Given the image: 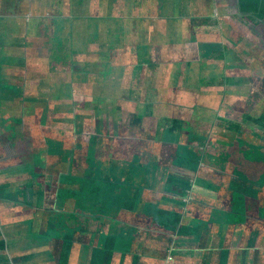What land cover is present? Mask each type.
I'll return each instance as SVG.
<instances>
[{"label": "crops", "instance_id": "crops-1", "mask_svg": "<svg viewBox=\"0 0 264 264\" xmlns=\"http://www.w3.org/2000/svg\"><path fill=\"white\" fill-rule=\"evenodd\" d=\"M163 1H166V3L172 2L171 0H0V28L5 26L6 30L10 31L11 37L13 36L12 32L19 31L27 32L29 35L24 37L25 42H22V40L19 42L15 38L11 54L6 55L2 63L0 59L2 72L4 70L3 76H13L10 79L11 81L18 82L20 80V83H23L24 75L29 74L30 77L26 79V86H32L34 82L37 85L38 82V87H43L41 83H44L43 79L47 81L49 72L43 74L31 70V64L35 60H40L44 65H47L46 69L48 71L49 67H55V65L58 69H61L64 62L69 63L70 68L72 60H76V63L73 62L75 63L73 67L76 68H73L76 72H72L74 74L73 79L67 80L63 87L56 85L59 94L57 99L65 98L68 95L70 97L73 93H76L75 98L85 97L89 101L109 99L112 107L119 110L124 108L129 112L130 117L124 119L123 128L120 127L116 130L111 125H106L105 121L102 123V120L99 119H95V123H91L89 117L82 118L81 112L76 109L75 114H77V117L74 122L76 136L74 140L78 141L77 139H79L84 148L91 149L90 163L102 164H97L95 171L96 173L100 172L103 178L131 183L133 180L138 182L139 189L143 188L139 190V211L141 207L143 210L147 208L148 197L160 199L165 194L161 182L150 183L151 179L156 178L155 175L158 176V172L149 169L147 164L149 155L152 157L150 162L159 165V150L166 141L167 131L172 130V128H174V132L170 141L190 143L207 151L212 146H224L225 144L227 148L231 144L235 153H241L244 145L252 144L255 150H252L253 154L258 156L260 153L259 148L264 147V120L251 118L244 114L239 122H236V119L233 121L230 117L231 114L234 115L233 110L231 113L219 110L212 114L213 120H209L210 124L207 127L209 133L212 131L210 137L193 132L198 131L197 127L200 126L196 120L191 121L189 116L196 113L202 114L213 107H204L207 104L198 101L200 94L205 98L209 97V100H213L216 95H220L224 100V98L227 99L235 95V90L229 88L232 87L230 85H233V83L237 85V83H241L240 81H244L243 75L236 74L238 70L245 68L244 63L233 61L238 60L236 56L242 57L245 51L243 49L239 50L240 44L238 45L237 42L232 44L229 40L227 43V40L222 39L225 31L222 32V30L212 27V25L217 26L224 22L225 17H229L228 14H230V12L227 13L228 10L226 12L213 11V6L208 5L214 2L213 0H196L199 3L195 5H191V3L193 4L192 0H174L177 3L181 1V7L184 9L177 10V12L176 10L164 11ZM220 1L221 3L224 2ZM186 7H189V11L186 10ZM223 8H228V6H223ZM234 8L237 9L238 16L243 17L241 7L238 5ZM216 16L217 18H215ZM205 18H208L209 21H201L202 23H197L195 27H191L192 19L201 20ZM19 19L26 20V27L22 24L18 25L20 24ZM72 36L75 37L76 42H73ZM132 36H136L138 40L133 42L129 39ZM48 37L50 38L48 39ZM38 42H42L41 55L35 50V47L39 45ZM105 47L107 51H100L106 50ZM25 50L29 52V55L27 52L23 54L24 56H21L19 51L24 52ZM220 51H223L224 54L219 53ZM54 53L56 57L52 56ZM64 54H67V59H61ZM12 56L16 57L15 60H19L14 61L13 64H19L23 67H17L18 70L16 69V72L21 75L20 77H16V74L11 73V70H9L14 65L10 66L7 58ZM84 63H90L92 66L99 63L100 66H105L106 69L96 70L95 73H92V78L87 80L84 79L83 71L78 68L79 65ZM221 63H223L222 69L219 71L211 70L219 65L222 66ZM182 66L186 68L185 75H183V72H180V74L178 72L179 67ZM197 66L199 67L198 70ZM163 67L171 68L167 72L162 69ZM111 69L116 70L115 73ZM157 69L167 72L163 77V87H154L157 91L160 89L166 91V94H163L164 97L159 96L158 99L149 91H146V87L143 86L149 70L153 72ZM110 71L113 76L117 77L114 87L119 85L120 93L118 95L112 92L110 95L109 89L106 88L107 86L103 82L108 78L107 75H110ZM157 72L159 73V71ZM39 73L42 75V82L37 80ZM180 75L184 76L181 79L183 80L181 81L183 86H188L175 88L173 83L180 79ZM69 82L71 83L69 92L72 90V93H62L61 91L68 90L66 85ZM177 83L176 86H179ZM93 85L96 87L93 88ZM56 86L50 87V90L55 89ZM169 92L175 99L174 107L171 109V114H167L169 118H163L159 123L158 119L155 118V105H157V102L161 103V101H163L161 104L167 105ZM127 98H132L133 101H128ZM118 99L121 104L116 103ZM45 104L49 107L48 111H55V109L51 111L53 110L51 101H46ZM225 105L226 102L223 106ZM199 106L204 109H199ZM233 108L228 106V109ZM92 112L94 114V111ZM131 116L133 119L135 116L140 117L139 126L130 121L132 120ZM249 120L256 123L248 122ZM61 121L64 120L59 119L58 123ZM174 121H179V124L176 125ZM88 130L91 133H97L95 140L98 139L99 133L104 138H100L99 142L91 139L86 143L79 135ZM181 131L183 133L186 131V135H182L183 138L180 137ZM58 132L60 134L59 129ZM116 135L120 136L122 140L115 138ZM208 139H214L215 145ZM67 140L69 139L67 138ZM155 145L158 146V150L152 152L151 147ZM84 148H81L79 152L81 155L78 161L79 164H86L87 156L83 157L82 152ZM226 148L215 158H206L200 172L183 170L184 174L191 176L193 179L191 194L198 197L197 203L200 202V204H197L193 199L196 198L195 196L184 200L185 206L181 207V219L183 220L179 222V224L183 222V226H186L184 235L173 234L170 238L161 236L159 227L163 226V222H158L161 226L156 228V233L151 237H147L140 246L142 248L137 251L140 258L138 263L264 264V228L260 234L258 231L264 222L248 219L242 220L240 223H234L227 215V193L230 190V181L234 180L233 178L236 179V176L229 170L231 156L224 158V154L228 153ZM228 149L231 153L232 149ZM136 152L139 154L137 161L134 159ZM241 156L236 155V160H241ZM157 157L158 159L155 160ZM130 158H133V162L129 161ZM243 158L246 161L244 156ZM263 159L264 157L260 155V158L256 160L258 162L263 161ZM135 162H138V164ZM133 163L137 165L136 170L131 167ZM90 165L85 166L92 173V166L94 165ZM173 170L176 172L181 171L177 167ZM255 189L256 187L251 192ZM257 191L258 189H256ZM115 192L116 195L120 194V191ZM128 195L134 196L131 192H128ZM93 201L96 202H92L96 206V204L99 205L100 202H103V198H94ZM161 202L156 201L153 204H161L162 208L167 207L166 203ZM76 203L82 204L84 201L82 198L76 200L74 207H70L71 210H77ZM44 204L51 207L55 206V203L54 205L48 202ZM252 204H255V210L259 211L258 204L254 202ZM252 204H249L251 206L249 208H247V204L248 211H253ZM65 206H61L62 211L67 208ZM93 208L94 205L91 209ZM262 208L260 206V210ZM21 210L22 208L18 203L2 201L0 203V229L2 230L3 225L6 224L13 225L20 223V220L23 222L28 217L31 221V215L27 214L22 217L17 213ZM127 217L130 218V216ZM54 220L58 219L55 218ZM99 221L102 223V220L99 219ZM35 222L36 219L34 224ZM119 222L122 221H117L114 224L109 222L108 225L110 227H122ZM144 222L145 220H141L140 225L142 223V225H145L146 222ZM197 227H200L201 231L207 232L211 229L209 236L203 238L206 242L204 246L197 244L198 235L193 233V230ZM1 233L4 234L3 231ZM255 233L257 235L254 236ZM91 240L93 239L90 238L89 241ZM37 241L39 240L36 237L33 243ZM96 241L98 243L99 238L96 237V240L93 241L94 245ZM77 247H81L80 249L83 252L81 245H75L71 257L73 259L83 257L82 252H75ZM131 260L132 258L128 256L125 264H132Z\"/></svg>", "mask_w": 264, "mask_h": 264}, {"label": "trees", "instance_id": "trees-1", "mask_svg": "<svg viewBox=\"0 0 264 264\" xmlns=\"http://www.w3.org/2000/svg\"><path fill=\"white\" fill-rule=\"evenodd\" d=\"M171 1L168 3L163 1L164 11L176 10L177 12V10L183 9L181 1H178V3L174 0ZM192 2L193 4L191 3V5L199 3L196 0H192ZM232 3L241 7V13L255 29L263 27V32L259 34V37L264 44V0H224L222 6L229 7ZM186 10L189 11V7ZM201 21L208 22L209 19H192L191 27H195V24H200ZM72 37L73 42H76L75 37ZM219 53L224 54L223 51ZM52 56L56 57V54L54 53ZM66 56L67 54H64L61 59H67ZM15 58V56L7 58L10 66L14 65L12 67L17 65L13 64L14 61H19L18 59L15 60ZM3 60L5 59H1V63ZM72 61L75 62L76 60ZM3 73L4 70L2 72L1 66L0 164H4L6 167L3 168L5 170H0V203L2 201L18 203L22 208L20 212H17L19 215L22 217L27 214L32 216L31 221L30 217H28L23 222L28 224L30 231L35 237H40L41 240L46 241L45 251L49 256L45 261L46 263L70 264V261L74 260L71 258L74 246L80 244L83 249V257L80 259L82 262L79 264H125L128 256L132 258V264H141L138 263L140 258L137 251L142 248L140 246H142L145 237L156 233V228L161 226L158 222H163V226L159 227L160 230L158 229L161 236L170 238L173 234L184 235L186 226H183V222L179 224L183 220L181 219V207L185 206L184 200L195 195L191 194L193 179L183 172L185 170L195 173L200 172L206 158L213 159L216 155H220L219 153L226 148L225 144L224 146H212L207 151L190 143L172 142L170 140L173 138L171 135L174 132V128L167 131L166 141L159 150V165L150 162L152 157L149 155L147 164L149 169L158 172V176L155 175L156 178L150 181L153 184L161 182L164 186L165 194L160 198L161 200L148 197L147 208L143 210L141 207L142 210L140 209L139 211V190L143 188L139 189L138 186H134L133 183L127 181L109 180L108 178H103L100 172L96 173L97 164H102L90 163V148L85 147L82 149L83 157L87 156L86 164L83 165L84 167L85 165H94L92 166L93 171L91 173L90 169H88L80 172L77 166L79 165L80 153H75L76 148L73 143L63 137V134H59L58 129L57 131L56 129L51 131L48 136H45L47 138L45 144L41 142L40 138L36 137V133H32L36 125H33L32 129L29 128L31 134L27 133V123H35V120L37 125L43 123L47 110L46 101L41 102L39 101L40 98H38L34 106H31L30 101H34V99H26L24 97L21 91L22 88H19L21 86L20 80L13 82L10 79H6ZM5 88L9 90L5 91L6 93L2 91ZM9 101L14 106L19 101L21 104H26L30 113L25 114L24 107L21 105L18 106L19 108H14V106L11 109L4 108L7 103H10ZM59 119H63V117L52 114L53 124L57 123ZM133 120V124L139 126L140 117L135 116ZM19 121H22V123H19ZM174 123L177 125L179 121H174ZM7 132H11L12 136H6L5 133ZM181 132L180 137L183 138L182 135H186V131L184 133ZM23 141L30 143V149L27 150L25 148L21 153L14 150L16 145ZM58 141H62V145L57 144ZM228 148L232 149L231 153ZM226 149L228 153L224 154V158L231 156L229 170L236 176V179L233 178L234 180L230 181V190L227 193L228 217L234 223H240L242 220L248 219L264 222V159L258 162L256 160L260 158V155L264 157V147L259 148L260 153L258 156L253 154L255 150L252 144L244 145L241 153H235L231 144ZM96 151L98 152L97 149ZM135 154H133L135 156L134 159L137 161L139 154L138 152ZM236 155H242L241 160H236ZM243 156L246 161H244ZM131 167L133 170L137 169L135 163L131 164ZM175 167L181 169V171H174L173 168ZM255 172L257 174L254 175ZM255 187L258 191L256 192L255 189V191L251 192ZM112 191H120V194L116 195V192ZM128 192H131L134 196H129ZM48 195L52 196V202L47 199ZM99 197L103 198V202L95 206L92 203L95 202L93 199H99ZM195 197L197 199H193L197 203L198 197ZM79 198H82L84 203H76L77 210H71L70 207H74V202L79 200ZM156 201L158 203L160 201H162L161 203H166L167 207L162 208L161 204H153ZM45 202L53 205L55 203L56 207L46 206ZM252 202L258 204L259 211L255 210V204L253 205ZM197 204H200V202ZM247 204V208L251 207L249 204H252L253 211L247 210ZM63 205H66L65 207L67 208L62 211L61 206ZM92 205H94L93 209L95 211L91 209ZM260 206L263 207L261 210ZM120 214L130 216L129 219L124 220L122 227L117 229L116 227L105 228L107 227L106 223H117L116 219ZM55 218L58 220H54ZM122 218L125 217H119L118 220L122 221ZM35 219L36 222L34 224ZM99 219L102 220V223H100ZM141 220H146L144 229H140L137 225ZM130 222L133 224L130 225ZM93 224L97 226L91 230ZM263 228L264 224H261V228L258 229L259 234ZM210 230L208 232L201 231L200 227L193 230V233L198 235L197 244L199 246L206 244L203 238L209 236ZM96 237L97 239L99 238V242H94V245L93 241L96 240ZM90 238L93 240L89 241ZM9 240L7 236L5 237V234L1 233L0 251L10 248ZM117 253H120L118 259H116ZM22 260H24V257L18 256L14 257L12 262L18 264Z\"/></svg>", "mask_w": 264, "mask_h": 264}, {"label": "rangeland", "instance_id": "rangeland-1", "mask_svg": "<svg viewBox=\"0 0 264 264\" xmlns=\"http://www.w3.org/2000/svg\"><path fill=\"white\" fill-rule=\"evenodd\" d=\"M214 2L208 4L209 6L212 5L213 6V11H224L227 13L230 12L229 17H225L224 22L218 24L217 26L212 25V27L218 28L220 30H222V32L225 31V33L223 34L222 39L224 38L225 40H228L230 43L232 44H236V42L239 45V50L243 49V51H245V53H243L242 57L236 56L238 60H234L233 62H237L240 61L242 62V64L244 63L245 68L240 69L236 72V74L239 75H243V79L244 81H240L241 83H233V85H230L232 87V90H235V95H232L230 98L222 99V96L220 95H216V97L213 100H209L208 98H205L203 96H201L200 94V99L198 100L199 102H201L202 104H207L204 107H212L210 110L204 111V113L200 114V113H196L195 115L191 114L189 117L192 120H196L199 124L200 127L198 128V131H193L195 133L201 134V135H207L206 137H210L209 135H211V132L209 133L207 130L208 125L210 124L209 120H213V116L212 114H214L217 111H228L229 113H231V111L233 110L234 115L231 114L230 117L231 119L234 121L236 119V122H239L240 118H242V116L244 114L250 116L251 118H256L258 120H264V44L262 42V39L259 37V34H262L263 32V27H258V29H255L254 26L246 20V18L243 17H239L238 16V11L236 8H234V6H236V4L230 5L228 8H223L221 1L219 2V0H213ZM224 1V0H222ZM207 5V6H208ZM208 6V7H209ZM210 9V8H209ZM209 11V10H206ZM217 18V16L215 17ZM19 23L18 25H23L24 27H26V20H22L19 19ZM17 25V28H18ZM13 26V24H12ZM0 34L2 33V35H0V59H4L6 55L11 54V52L13 51V44H15L14 39H18V41L20 42L22 40V42H25L24 37H28L29 35L22 31L19 32H12L13 36L11 37L10 31L6 30L5 26H2L0 28ZM68 30V28H67ZM15 33L17 34L15 36ZM24 33V34H22ZM68 37V36H66ZM219 37H221V35H219ZM50 37H48L49 39ZM129 39L133 40V42H136V40H138V38L136 36H132ZM128 39V40H129ZM72 40L70 39V42ZM39 44V45H37ZM35 47V50L37 53H39V55H41L42 53V42H38ZM22 48V47H21ZM106 50H100V51H107V48L105 47ZM33 50V49H32ZM97 50V49H94ZM28 51H19L20 55L22 56L23 54H26ZM29 55V52H28ZM24 56V55H23ZM165 56V54H164ZM167 57V56H165ZM33 58V57H32ZM35 60V58H33ZM59 63V62H58ZM76 63V62H75ZM75 63H71L70 64V68H69V63L64 62L61 66V69L57 68V65H55V67H49V71L46 69L47 65H44L42 62H40V60H35V62H33V64H31V70H34L36 72H40L43 74L48 73V79L47 81L45 79H43L44 83H41V85L43 87H38V82L37 85H35V82L33 83L32 86H26V79H29L30 75L29 74H25L24 75V80L23 83H20V87L22 88L21 91L24 94V97H30L33 98V100L30 101V105L34 106V104L36 103V100L38 98H40L39 101L44 102V101H51L52 103V107L54 111L55 109V113L54 112H50L47 111L46 109H49V107H47L46 113H45V119L43 120V123H40L39 125H37V122L35 120V123H27V127H28V132L29 134H31V132H29V128H33V125H36L35 129L32 130V133H36V137L41 139V142L43 144H45L47 141V138L45 136H48V133H50L53 130H60V133L63 134V137L68 138L72 143L73 146L76 148L75 149V153H78L81 151V148H84L79 139H77L78 141L74 140L75 139V134L76 131L74 130L75 126H74V122L76 119V114H75V110L78 109V112H81L80 114H82V118H86L89 117L90 122H94L95 123V119H99L103 121H105V124L108 126L111 125L113 128H115L116 130H118V128L122 127L123 128V121L124 119H128L130 117L129 112H127L126 109L122 108V110L116 109L115 107H112V105L110 104L111 100L109 99H95V101H89L87 98L85 97H77L75 98V94L73 93L70 97L69 95L66 96L65 98H59L57 99L58 94V86L56 85H61L62 87L65 85V82L69 79H73L74 74H72V72L74 73L75 70H73V66L75 65ZM246 63V64H245ZM46 64V63H45ZM57 64V63H56ZM222 66H218V67H214L213 70L219 71L220 69L223 68V63H221ZM17 67H21L16 65V67H11V73L16 74V77H20L21 75L18 74V72H16V69L18 70ZM23 68V67H21ZM72 68V69H71ZM78 68L83 71V75H84V79H91L92 78V73H95L96 70H102V68H105V66H100L99 63L94 64V66L90 65V63H84L78 66ZM115 68V67H114ZM113 68V69H114ZM171 67H163L162 69H165V71H169ZM198 66H197V70H198ZM28 70V68H26ZM112 70V72L116 70ZM162 69H157V71H159V73L156 70H153V72L151 70H149V72L146 74L145 80L143 82V86L146 87V91H149L151 94H153L157 99L159 98V96L164 97L163 94H166V91L164 89H160L159 91H157L156 88H154L155 86L162 88L164 85L163 82V77L167 74V72H165ZM72 70V71H71ZM108 71V70H107ZM111 72V71H110ZM110 73V75H107L108 78L105 79L103 82L105 83V85L107 86L106 88L109 89L110 91V95L111 92L113 94H119L120 93V89H119V85H117V87L115 86V80H116V76H113V73ZM178 72L180 74V72H183V75H185L186 73V68L179 67ZM39 73V77L37 78V80L42 79V75H40ZM76 73V72H75ZM157 73V74H156ZM133 74V72H132ZM118 75V74H115ZM80 76V75H79ZM13 77V76H11ZM11 77L6 76V79H11ZM158 77V78H157ZM182 78H184V76L180 75V79L178 80L179 83H173L175 88H179L183 86V83H181ZM79 79V78H78ZM81 79V78H80ZM120 79V78H118ZM135 81V79H134ZM40 85V86H41ZM52 85V86H50ZM56 86L55 89H51L50 87H54ZM67 89L65 91H61L62 93H72L69 92L70 87H71V83H67ZM188 85H184L183 87H186ZM96 87L95 85H93V88ZM182 87V88H183ZM215 89V88H214ZM3 92L5 91H9L6 88L2 90ZM6 93V92H5ZM170 95L167 97L168 98V104L167 105H163L161 104L163 101H161V103L157 102L155 105V118L158 119V122L160 123L161 120L163 118H169L167 117V114H171V109L174 107V103H175V99H173V96H171V92H169ZM9 96V95H7ZM109 96V95H108ZM5 97V96H3ZM7 98V97H6ZM37 98V99H36ZM3 99V98H2ZM9 99V98H7ZM7 99H3V100H7ZM212 99V98H210ZM2 100V102H3ZM10 100V99H9ZM126 100L128 101H133L132 98H127ZM119 101L116 100V103ZM10 103H7L4 108H9L11 109L12 106H14L13 104H11V101H9ZM224 102H226V105L223 106ZM118 104H121L120 102H118ZM200 104V103H199ZM211 104V105H209ZM21 105L24 107V111L25 114L26 113H30L29 110H27L26 104H21L20 101L19 103L15 104L14 108H19L18 106ZM131 106L133 107V105L131 104ZM229 107H234L233 109H228ZM223 107V108H222ZM95 108V109H93ZM157 108V109H156ZM216 108V109H214ZM199 109L203 110L204 108L202 106H199ZM7 110V109H6ZM94 111V114L93 112ZM203 112V111H202ZM243 112V113H242ZM52 114H56L57 116H62L64 120L63 122H57L55 124H52V121L50 122L51 118H52ZM92 114V115H91ZM233 115V116H232ZM92 116V117H91ZM250 118V119H251ZM130 121L134 122L133 117L131 116ZM24 120V119H23ZM251 123H256L253 120H249L248 122ZM26 122H28L26 120ZM128 122V121H127ZM18 123V122H17ZM19 123H22V121ZM260 123V121H259ZM245 125V124H244ZM246 126V125H245ZM24 127V124H23ZM97 127V124H96ZM247 127V126H246ZM97 129V128H95ZM161 134V133H160ZM6 136H12L11 132H7L5 133ZM79 137L83 140L86 141V143H88L89 140H95L97 138V133L95 134V132L91 133L88 131L83 132L81 135H79ZM117 137L118 140H122V138H120V136L116 135L115 138ZM100 138H104L102 136V134H98V139L95 140L96 142L100 141ZM210 139H208L209 141ZM210 142L215 145V140L212 139L210 140ZM62 141H58L57 144L62 145ZM123 143V142H122ZM158 143H160L158 141ZM56 144V143H55ZM10 147V146H9ZM7 147V148H9ZM27 148V150L30 149V143L27 142H21L19 144L16 145V148L14 150L18 151V152H23V149ZM13 150V149H12ZM152 152H155L158 150V146L155 145L153 147H151ZM27 152V151H24ZM157 158H155V160H157ZM1 160V159H0ZM51 160V159H50ZM131 162H133V158H130ZM136 164H138V162H135ZM128 164V163H127ZM78 166V169L80 170V172H83L82 170H87L86 166L84 167L83 163H80ZM6 166L4 164H0V170H5L3 168H5ZM2 168V169H1ZM44 172V171H43ZM48 181V180H47ZM132 183L134 184V186H140L138 185V182L136 180H133ZM152 183V182H151ZM159 198V197H158ZM48 200H50L49 202H52V196L48 195L47 197ZM124 216L125 218H122V222H119V224L121 226L124 225V220H127V216H125V214H120L118 216V218L116 219V221H119V217ZM146 222V220H145ZM144 222V223H145ZM25 222H20V223H15L13 225H3L2 230L0 229V231L4 232L5 236H7V238H9V243H10V248L7 250H3L0 251V264H14L12 262V259L14 257H24V260L18 262V264H48L46 263V259L49 258L47 252L45 251L46 245H45V241L40 240V237H37V239L39 241L34 242V240L36 239V237L34 236V234L30 231V227H28V224H25ZM96 224V223H95ZM133 224L130 222V225ZM143 224V223H142ZM140 225V222H138V226L140 227V229H144V225ZM97 225H94L91 227V230H93ZM107 227L105 228H109L110 226L108 224H106ZM112 228V227H111ZM118 227H116L117 229ZM38 231V229H37ZM0 237H1V233H0ZM151 237V236H148ZM145 239H147V237H145ZM12 243V244H11ZM33 243V245H32ZM80 245V244H79ZM81 247H77L75 252H82V250L80 249ZM120 256V253L116 254V259H118ZM26 257V258H25ZM127 259V258H126ZM130 261V260H129ZM82 260L80 259H74L72 261H70V264H79L81 263ZM50 264V263H49Z\"/></svg>", "mask_w": 264, "mask_h": 264}, {"label": "bare ground", "instance_id": "bare-ground-1", "mask_svg": "<svg viewBox=\"0 0 264 264\" xmlns=\"http://www.w3.org/2000/svg\"><path fill=\"white\" fill-rule=\"evenodd\" d=\"M164 229V228H163Z\"/></svg>", "mask_w": 264, "mask_h": 264}]
</instances>
